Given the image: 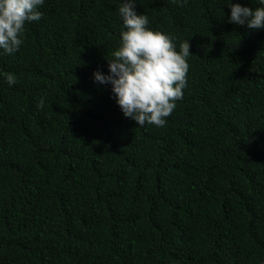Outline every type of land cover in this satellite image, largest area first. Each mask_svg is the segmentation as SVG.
I'll return each mask as SVG.
<instances>
[{"label":"trees","instance_id":"obj_1","mask_svg":"<svg viewBox=\"0 0 264 264\" xmlns=\"http://www.w3.org/2000/svg\"><path fill=\"white\" fill-rule=\"evenodd\" d=\"M121 3L44 0L0 50V264H264V29L229 23L264 4L137 0L193 54L165 126L139 127L94 80Z\"/></svg>","mask_w":264,"mask_h":264},{"label":"clouds","instance_id":"obj_2","mask_svg":"<svg viewBox=\"0 0 264 264\" xmlns=\"http://www.w3.org/2000/svg\"><path fill=\"white\" fill-rule=\"evenodd\" d=\"M179 3V0H172ZM187 3V0H184ZM137 0H123L118 14L123 23L121 38L112 58L107 59L109 74L94 72V80L110 84L124 116L136 121L139 127L153 124L164 127L183 99L187 86L190 52L188 40L179 45L174 38L148 27L147 14L135 11ZM44 0H0V50L12 55L24 43L26 24L39 21V10ZM264 4V0H261ZM229 23L246 26L248 29H264V7L242 6L231 3ZM11 86L17 83L14 74H6ZM44 106L41 99L37 105Z\"/></svg>","mask_w":264,"mask_h":264}]
</instances>
